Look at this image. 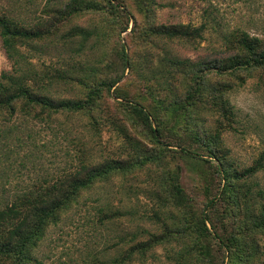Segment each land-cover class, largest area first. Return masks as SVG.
<instances>
[{"label":"rangeland","instance_id":"obj_1","mask_svg":"<svg viewBox=\"0 0 264 264\" xmlns=\"http://www.w3.org/2000/svg\"><path fill=\"white\" fill-rule=\"evenodd\" d=\"M68 1L0 0V11L25 26L50 18L60 26L51 38L21 48L29 61L25 67L44 75L75 64L70 77L83 75L96 82L116 75L107 66H118L126 43L137 70H125L123 80L103 92L101 110L94 112L97 124L86 113H27L23 103L14 115L0 117V208L71 170L82 151L100 162L155 150L147 130L134 121L126 98L151 112L153 126L163 121L166 149L161 162L83 191L60 220L47 227L31 264H118L130 251L134 253L127 264H264V225L258 220L264 207V68L208 72L201 90L204 102L191 109L173 106L175 99L185 97L189 77L161 74L171 69V58L225 60L239 53L234 39L242 32L264 39V0L111 1L127 8L137 25L127 16L118 25V19L93 9L58 21L56 12ZM79 2L83 9L84 3L103 6L104 0ZM178 24L204 25L202 38H157L142 44L140 35L149 26ZM75 28L93 35L88 40L81 35L65 38ZM13 67L0 36V78ZM164 78L168 87L158 83ZM76 79L48 84L46 78L40 88L54 98L84 99L88 89ZM117 87L124 98L116 97ZM184 148L202 159L186 155ZM219 162L229 170V181L217 173ZM258 164L256 173L242 175ZM168 170L180 174L188 207L165 200L168 192L162 183ZM151 234H166L167 239L142 255L138 245Z\"/></svg>","mask_w":264,"mask_h":264},{"label":"trees","instance_id":"obj_2","mask_svg":"<svg viewBox=\"0 0 264 264\" xmlns=\"http://www.w3.org/2000/svg\"><path fill=\"white\" fill-rule=\"evenodd\" d=\"M76 1L65 2L60 14L59 11L56 12L58 21L68 20L82 10L84 11V9H93L118 19L116 21L118 25L124 23L125 16L128 17V20L133 19L134 25H137V20L131 12L127 8L120 9V5L112 3V0H107V3L104 0L103 6L94 2H83L85 5L83 9H81L82 2L76 3ZM148 11L147 9L146 14ZM51 19L34 26H25L14 16L0 11V36L7 56L14 65L12 71L4 72L0 78V117L7 118L14 115L18 105L23 103L22 108L27 113L36 112L47 114L48 116L62 111L86 113L90 115L92 123L97 124L98 121L94 112L101 110L103 92L105 90L110 91L117 83L121 82L125 75V70L129 69L132 72L137 70V61L128 51L127 44L123 43L119 53L118 66L114 67L112 64L107 66L108 70L114 69L116 75L100 78L96 82L95 79L91 81L83 75H79L77 79L75 76L70 77L69 75L72 71L76 70L75 64H72L68 70L56 68L52 73L50 69L48 70L50 72H46L44 75L33 71L27 66L25 67V64H28L29 61L21 48L23 46H32L38 40H47L56 34L60 26H56L55 22L52 21L53 19ZM51 24H54L55 28H51ZM204 28V25L191 26L190 24H178L166 29L151 25L147 30H143L140 38L144 45L157 38L197 40L202 38ZM133 30L136 32V28H133ZM77 35H81L84 40H88L93 35V32L87 29L75 28L65 34V38ZM234 41L233 47H237L240 52L229 56L225 60L201 58L193 61L177 57L168 60L171 69L165 68L161 74L165 75L170 72V75L172 74L173 76L177 72V76L187 75L190 79L185 97L183 99H175L173 106L191 109L197 106L199 102H204L201 90L204 88L203 85L208 72L214 69L222 72L230 69L264 68V39L242 32ZM46 78H48V84H51V81L76 79L81 86L88 90L84 99L54 98L48 92L43 91L44 87L40 88L42 87L40 83ZM158 83L161 86L168 87L166 78L162 79L161 82L158 81ZM115 95L116 97L124 98L118 87L115 89ZM125 103H128L127 105L130 106L135 114V117H133L134 121L144 126L148 136L157 148L143 156H132L125 159L105 158L100 162L92 160L90 155L87 157V151H82L81 158L77 159L78 162L73 165L71 170L57 175L51 182L42 183L33 189L16 195L10 203L0 208V264H31L34 258L33 250L38 242L43 239L47 227L50 224L57 223L61 215L73 203L78 201L83 191L90 189L97 182L108 180L118 174L127 175L135 169L143 168L150 163H159L163 160L164 150L166 149V144H163V142L167 135L163 121L158 120L156 126H153L156 118L152 116L151 112L141 102L126 98ZM120 104L126 105L122 101ZM188 114L187 112L186 116ZM205 145L212 149L210 143ZM184 153L193 155L191 157L196 159H202L198 152L195 154L191 150L184 148ZM216 167L217 173H222L228 181L231 179L229 170L220 162ZM259 168L261 166L258 164L246 168L241 173L244 176L253 175ZM163 179L162 185L168 192V198L165 200L174 207H188L186 195L180 183V174L168 170ZM258 220L264 225V207L262 209V217H259ZM166 239V234H151L148 240L138 245L140 248L139 252L144 255L149 247L161 244ZM133 253V251H130L122 255L118 258V264H127Z\"/></svg>","mask_w":264,"mask_h":264}]
</instances>
